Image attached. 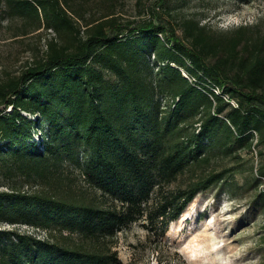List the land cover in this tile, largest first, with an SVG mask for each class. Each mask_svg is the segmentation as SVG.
<instances>
[{
  "label": "trees",
  "instance_id": "trees-1",
  "mask_svg": "<svg viewBox=\"0 0 264 264\" xmlns=\"http://www.w3.org/2000/svg\"><path fill=\"white\" fill-rule=\"evenodd\" d=\"M114 2L0 0L22 33L57 34L0 79L1 169L43 184L0 191V264H122L119 232L142 220L161 241L230 169L171 185L215 147L250 149L264 135V30L214 35L193 17L124 19Z\"/></svg>",
  "mask_w": 264,
  "mask_h": 264
},
{
  "label": "rangeland",
  "instance_id": "rangeland-1",
  "mask_svg": "<svg viewBox=\"0 0 264 264\" xmlns=\"http://www.w3.org/2000/svg\"><path fill=\"white\" fill-rule=\"evenodd\" d=\"M114 1L124 19L155 13L177 25L183 18L193 17L214 35L230 34L239 26H259L264 30V0ZM5 11L6 5L2 4L0 79L19 75L44 53L48 39L57 36L46 28L24 34L20 30L23 20ZM177 32L182 36L181 28ZM225 167L230 172L224 180L200 191L170 223L161 241L147 234L142 220L119 232L116 249L122 264H264V135L256 133L250 149L237 148L225 154L215 147L208 162L196 165L171 187H184L191 180ZM22 180L6 176L0 166V191L43 187L39 181ZM18 227L32 231L24 225ZM203 231L210 236L203 237ZM38 233L45 236L42 231Z\"/></svg>",
  "mask_w": 264,
  "mask_h": 264
},
{
  "label": "built area",
  "instance_id": "built-area-1",
  "mask_svg": "<svg viewBox=\"0 0 264 264\" xmlns=\"http://www.w3.org/2000/svg\"><path fill=\"white\" fill-rule=\"evenodd\" d=\"M181 70H182L183 75H184L186 78H188L190 81L195 80V78L191 77V76H190V75H189L184 69H181ZM215 91H216L217 93L220 92L219 89H216ZM225 99H226L227 101H229L231 104L236 105V101H235L234 99L230 98L229 96H225ZM7 226H10V225H7ZM22 226H23V225H22ZM24 226H26L27 228H31L32 231H30V232H28V233H31V234L37 235L38 237H42V238L47 237V233H46V231L43 230V229H38V228L35 229V228H33V227H29V226H27V225H24ZM35 230H36V231H35ZM41 231L45 233V236H41L40 233H38V232H41Z\"/></svg>",
  "mask_w": 264,
  "mask_h": 264
},
{
  "label": "bare ground",
  "instance_id": "bare-ground-1",
  "mask_svg": "<svg viewBox=\"0 0 264 264\" xmlns=\"http://www.w3.org/2000/svg\"><path fill=\"white\" fill-rule=\"evenodd\" d=\"M205 231H206V230H205ZM205 231H203V232H204L203 237H205V238H206V236L209 237L210 235L205 234ZM208 232H209V231H208Z\"/></svg>",
  "mask_w": 264,
  "mask_h": 264
}]
</instances>
